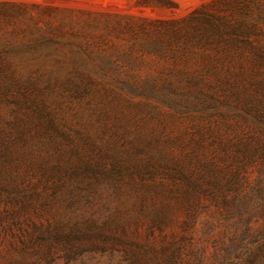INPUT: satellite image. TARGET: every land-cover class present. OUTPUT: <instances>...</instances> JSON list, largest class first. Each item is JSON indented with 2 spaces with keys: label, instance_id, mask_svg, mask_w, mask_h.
Instances as JSON below:
<instances>
[{
  "label": "rangeland",
  "instance_id": "obj_1",
  "mask_svg": "<svg viewBox=\"0 0 264 264\" xmlns=\"http://www.w3.org/2000/svg\"><path fill=\"white\" fill-rule=\"evenodd\" d=\"M258 136L264 0H0V264H238Z\"/></svg>",
  "mask_w": 264,
  "mask_h": 264
},
{
  "label": "trees",
  "instance_id": "obj_2",
  "mask_svg": "<svg viewBox=\"0 0 264 264\" xmlns=\"http://www.w3.org/2000/svg\"><path fill=\"white\" fill-rule=\"evenodd\" d=\"M243 141V140H242ZM241 141V142H242ZM244 142V141H243ZM229 157L230 164H235L239 169H246L247 166L263 161L264 163V136L250 137L246 140L243 146L226 152ZM229 170H226L227 172ZM224 172V173H225ZM264 171H260L259 181L263 180ZM238 212V211H237ZM245 209L238 212L239 222L242 223V238L243 241L247 234L253 233L254 237L249 243L244 246L247 247L248 253L239 261L238 264H254L259 253L264 251V226L262 228L253 229L248 216L244 215ZM250 214V213H249ZM153 220H159L158 217L153 216Z\"/></svg>",
  "mask_w": 264,
  "mask_h": 264
}]
</instances>
